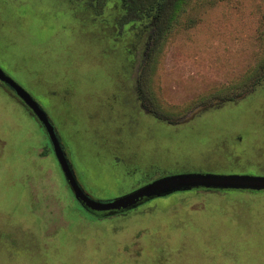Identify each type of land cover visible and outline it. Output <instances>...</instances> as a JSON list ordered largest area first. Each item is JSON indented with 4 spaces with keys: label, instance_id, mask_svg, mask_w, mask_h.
I'll use <instances>...</instances> for the list:
<instances>
[{
    "label": "rangeland",
    "instance_id": "374dc122",
    "mask_svg": "<svg viewBox=\"0 0 264 264\" xmlns=\"http://www.w3.org/2000/svg\"><path fill=\"white\" fill-rule=\"evenodd\" d=\"M0 0V68L46 111L78 183L110 202L183 174L264 178V0ZM96 4V2H94ZM0 84V264H264V190L193 188L97 217Z\"/></svg>",
    "mask_w": 264,
    "mask_h": 264
},
{
    "label": "water",
    "instance_id": "95a60500",
    "mask_svg": "<svg viewBox=\"0 0 264 264\" xmlns=\"http://www.w3.org/2000/svg\"><path fill=\"white\" fill-rule=\"evenodd\" d=\"M0 82L8 86L14 94L32 111L49 138L66 182L76 200L92 215L103 218L118 215L139 207L140 204L156 197L167 196L178 191L193 188L264 190V178L223 177L213 175L183 174L169 176L138 189L124 197L110 202H99L85 193L74 174L66 152L51 119L41 105L21 85L0 68Z\"/></svg>",
    "mask_w": 264,
    "mask_h": 264
},
{
    "label": "trees",
    "instance_id": "16d2710c",
    "mask_svg": "<svg viewBox=\"0 0 264 264\" xmlns=\"http://www.w3.org/2000/svg\"><path fill=\"white\" fill-rule=\"evenodd\" d=\"M110 0H92L89 5L94 7L96 16H101ZM125 1V12L118 22L119 28L122 30L125 24L131 22H142L147 18H153L156 20L157 31L153 46L151 47L148 58L159 49L164 35V25L170 21L172 22L179 10L183 7L185 0H124ZM96 2V4L94 3ZM264 69V65L262 66ZM1 85L7 87L13 94L14 92L5 84ZM16 99L22 103L28 112L38 121L32 111L14 94ZM39 122V121H38ZM40 123V122H39Z\"/></svg>",
    "mask_w": 264,
    "mask_h": 264
},
{
    "label": "flooded vegetation",
    "instance_id": "af4514ba",
    "mask_svg": "<svg viewBox=\"0 0 264 264\" xmlns=\"http://www.w3.org/2000/svg\"><path fill=\"white\" fill-rule=\"evenodd\" d=\"M45 131V130H44Z\"/></svg>",
    "mask_w": 264,
    "mask_h": 264
}]
</instances>
